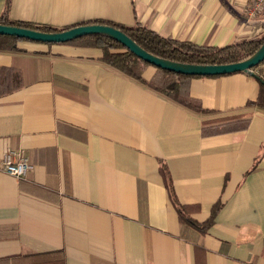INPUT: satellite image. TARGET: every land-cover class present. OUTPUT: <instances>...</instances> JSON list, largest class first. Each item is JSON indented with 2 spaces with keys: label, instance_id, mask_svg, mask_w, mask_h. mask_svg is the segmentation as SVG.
Returning <instances> with one entry per match:
<instances>
[{
  "label": "crops",
  "instance_id": "1",
  "mask_svg": "<svg viewBox=\"0 0 264 264\" xmlns=\"http://www.w3.org/2000/svg\"><path fill=\"white\" fill-rule=\"evenodd\" d=\"M7 0H0V15ZM252 0H11L10 19L65 29L136 22L226 47L264 35ZM0 52V264H264V108L246 73L194 78L191 111L101 62L96 48ZM156 68L149 67L150 81ZM245 129L210 134L215 127ZM164 162L181 221L160 171ZM217 208L213 215V210Z\"/></svg>",
  "mask_w": 264,
  "mask_h": 264
},
{
  "label": "trees",
  "instance_id": "2",
  "mask_svg": "<svg viewBox=\"0 0 264 264\" xmlns=\"http://www.w3.org/2000/svg\"><path fill=\"white\" fill-rule=\"evenodd\" d=\"M10 8L11 0H7L5 11L2 15H0V26L19 27L48 33L69 30L73 27L83 25L108 26L123 32L150 54L158 58L179 64L215 66L240 63L253 56L264 45L263 35L260 38H255L226 47L202 46L191 42L179 41L171 37L162 36L138 22H136L134 26L128 27L118 23L97 20L61 30L48 26H37L30 23L12 21L9 16ZM23 41L27 40L0 35V52H18L20 51L18 44ZM58 45H71L84 48L100 49L103 52L101 62L107 66L142 83L143 85H146L153 91L160 93L171 101L191 111L196 113H206L200 101L194 99L190 93L192 80L194 78L201 77L187 76L163 69H156V74L154 77L150 81H146L144 79V73L149 67L152 66L138 58L119 42L105 36H90ZM253 70L257 72L254 73L253 77L258 80L260 84V90L257 101L254 103H249L248 105L264 108V62L255 67ZM237 125L231 126L228 124L221 127H215L212 131H210V134H221L225 132L242 130L246 128L247 123L241 124L240 126ZM160 171L164 178L165 185L169 191L171 201L174 207L177 209L181 221H185L190 209L187 206L179 203L177 200L167 167L164 162H160ZM216 210L217 208L213 210V215L216 213Z\"/></svg>",
  "mask_w": 264,
  "mask_h": 264
},
{
  "label": "water",
  "instance_id": "3",
  "mask_svg": "<svg viewBox=\"0 0 264 264\" xmlns=\"http://www.w3.org/2000/svg\"><path fill=\"white\" fill-rule=\"evenodd\" d=\"M0 35L16 37L18 39L42 44H65L85 37L105 36L119 42L138 58L156 69H163L177 74L194 77L225 76L234 73H246L250 76H254L252 70L264 62L263 45L253 56L240 63L215 66L174 63L150 54L123 32L103 25H83L73 27L69 30L51 33L19 27L0 26Z\"/></svg>",
  "mask_w": 264,
  "mask_h": 264
},
{
  "label": "built area",
  "instance_id": "4",
  "mask_svg": "<svg viewBox=\"0 0 264 264\" xmlns=\"http://www.w3.org/2000/svg\"><path fill=\"white\" fill-rule=\"evenodd\" d=\"M248 13L251 16L264 18V0H252ZM253 73H257L252 70ZM34 166L22 151L7 149L0 155V173L9 175L18 180H26L33 172Z\"/></svg>",
  "mask_w": 264,
  "mask_h": 264
}]
</instances>
